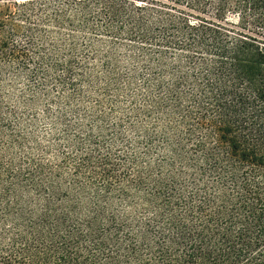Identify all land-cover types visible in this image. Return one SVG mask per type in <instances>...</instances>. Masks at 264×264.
<instances>
[{
    "label": "trees",
    "instance_id": "trees-1",
    "mask_svg": "<svg viewBox=\"0 0 264 264\" xmlns=\"http://www.w3.org/2000/svg\"><path fill=\"white\" fill-rule=\"evenodd\" d=\"M0 264H264V0H0Z\"/></svg>",
    "mask_w": 264,
    "mask_h": 264
}]
</instances>
